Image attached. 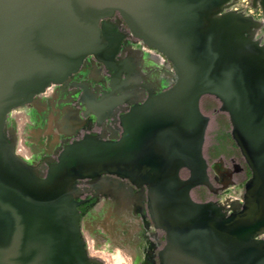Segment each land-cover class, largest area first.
<instances>
[{
	"label": "water",
	"instance_id": "95a60500",
	"mask_svg": "<svg viewBox=\"0 0 264 264\" xmlns=\"http://www.w3.org/2000/svg\"><path fill=\"white\" fill-rule=\"evenodd\" d=\"M236 1L0 0V264H104L87 247L80 205L89 199L79 187L87 179L93 196H113L106 190L117 185L100 182L104 175L145 191L152 222L166 235L161 264H264V41L256 33L264 0L251 2L261 19L232 8ZM116 13L171 63L169 86L137 88L136 63L118 59L125 34ZM91 56L110 75L100 96L87 80L73 81ZM54 85H81L84 115L99 121L129 102L122 131L72 138L79 109L51 105L55 126L65 129L62 145L41 162L19 154L11 112L42 106L40 95ZM206 95L229 115L251 170L242 200L231 205L193 195L214 187Z\"/></svg>",
	"mask_w": 264,
	"mask_h": 264
},
{
	"label": "rangeland",
	"instance_id": "374dc122",
	"mask_svg": "<svg viewBox=\"0 0 264 264\" xmlns=\"http://www.w3.org/2000/svg\"><path fill=\"white\" fill-rule=\"evenodd\" d=\"M252 0H237L232 8L242 9L244 12L254 15L256 18H262V9L252 6ZM257 36L264 41V26L256 31ZM135 43L140 46L138 49L142 50L147 45L143 44L138 38H133ZM148 48V47H147ZM152 51L144 49L141 55H145L148 62L146 64L151 74L156 71V76L161 84H168L167 68L171 67L170 62H166L165 55L150 48ZM166 65V67H165ZM156 69H154V67ZM144 66L142 67V69ZM145 69V68H144ZM146 71V72H147ZM170 84V83H169ZM49 88L45 93L40 96L42 98L49 97ZM204 113L210 116V124L206 130V142L204 146V153L206 158L211 164L210 174L213 179V164L223 159L225 162L230 163L231 158H235L238 163L245 167L244 172L236 173L234 182L230 184L229 188H219L218 190H211L206 185L198 186L194 189L193 195L198 200H223L228 192L237 198H243L245 191V182L251 174V170L247 165L240 148L236 144L231 134V122L229 115L219 109L220 101L211 95L203 97L201 102ZM36 110L35 106L27 105L14 109L9 116V123L14 126L17 134V148L23 154H29L26 158L30 161L38 162L44 155L53 154L55 148L61 144L62 136L58 128L52 122V126L58 133L57 139L50 136L46 129L49 126L47 114ZM18 113V115H17ZM46 114V115H45ZM51 126V125H50ZM27 146H26V144ZM54 155V154H53ZM211 179V181H213ZM214 186H219L215 181ZM108 197H101L94 204L85 210L82 220L83 232L86 237L87 247L91 255L101 259L104 264H120L119 259H123L124 251H130L134 254L131 257L128 254L129 261L124 259L121 264H141L143 259V245L136 242L138 235L143 232V223L139 214L135 212L124 213L122 216L115 214L114 204L111 203ZM118 216V217H117ZM116 217V218H115ZM116 219L112 222V219ZM162 239L163 233L161 232ZM132 258V259H131ZM128 262V263H127Z\"/></svg>",
	"mask_w": 264,
	"mask_h": 264
},
{
	"label": "flooded vegetation",
	"instance_id": "af4514ba",
	"mask_svg": "<svg viewBox=\"0 0 264 264\" xmlns=\"http://www.w3.org/2000/svg\"><path fill=\"white\" fill-rule=\"evenodd\" d=\"M112 20L118 24V28L122 30V32H124L125 34L122 41L121 51L118 54V59H124V58L126 59L128 57L130 58L131 56L132 61L136 63L134 68L136 71H134L133 73L135 74L138 71L140 74H142V78L139 81L135 82L138 85L137 88L139 87L144 88V90H146V92L148 93L150 89H154L156 87H159L160 85L162 86L163 84L159 82V79L156 76L157 72L153 71L151 74H149L151 68L149 69V71L146 70V68L148 69L147 65L148 64L150 65L152 63L148 62L144 54L143 55L140 54L141 51L144 49H147V51H152V50L150 48H147V46L144 47L142 50L138 49L140 45L138 43H135L136 41L134 42L133 40V38L136 37L130 34V31L126 23L123 21V19L120 17L119 14L116 13L113 16ZM143 66L145 69L144 68L142 69ZM155 67L154 69H156ZM86 68L87 69L85 71H80L75 74L73 78L74 82L83 83L87 80L89 84H92V87L88 91L90 93L98 92L99 96L104 91L109 90L111 88L109 84L110 75L108 73L107 68L103 64L98 65V61L94 56H91L89 58ZM125 75L126 74L124 73V76ZM96 85L98 86V89L95 88ZM169 85L170 84L168 83V84H164L163 86L167 87ZM51 88L52 89L50 91L49 97L42 98L40 96V99L43 103L42 106L43 105L45 106V110L42 109V106L40 107L35 106V108L36 110L42 112L43 113L42 115L46 113V110L47 111L51 110V105H55V104H57L56 105L57 107L61 106L60 107L61 112L62 110L66 111L68 107L71 108L73 107L74 109L78 108L79 109V118L77 121L79 125V129L77 131L78 135L72 136V138L81 137L86 131H90V133H94V134L105 133L107 136H110L114 132L120 133V131H122V127L120 124V116L123 112H125L127 107L130 105L129 102H123L117 105L116 108L114 109L115 110L114 113L111 116L105 118L102 121H99V118L96 114L90 113L88 115H84V110L86 107L79 97L81 96V94L84 92L85 89L81 85H75L74 87L67 86L66 88H63V86L54 85ZM54 96L55 98H57V101L55 102H53L55 99ZM60 116L62 117V114ZM52 137L54 138V136ZM61 145L62 142L58 146ZM53 154L55 155L54 152ZM25 155L28 156L29 154H25ZM45 156L46 155L41 157L40 161L38 162H41ZM212 168L214 171L212 180L217 182L219 186L217 187L214 186L211 190H218L219 188H222L225 182H227L229 179L234 180V176L236 173L245 171V167L240 163H238L234 157L231 158L230 163H227L225 162V160L221 159L218 162H215ZM229 169L234 171L232 176L229 175ZM87 181H88L87 179L79 181L81 196L85 199H89L80 205L82 212H85V210H87L89 206L94 204L101 197H107L102 193L93 196V191L88 190L90 188V185ZM99 181L104 183H114L115 185H117V187H115L114 189L113 188L107 190L105 189L106 191H110L111 193H113V196L110 195L108 196V198L112 200L111 203L114 204L115 214L122 216V214L124 213L127 212L131 213L133 211L136 214L140 215L143 223L142 226L143 232L140 234V236L139 235L137 236L139 237V239L137 238L136 242H139L143 245V259L141 261V264H161L160 251L166 243V235L163 230L155 227L154 223L152 222V217L148 209V202L147 199L144 198L145 191L138 187L135 186L133 187L126 180L119 178H112L106 175H104ZM129 201L131 202V205L133 207H128L127 205L123 206L125 202H129ZM115 218L112 219V222L116 220ZM161 232L163 233V237H164L163 239ZM128 254H130L131 257L134 256V254L130 251L128 252L124 251L123 255L124 256L126 255L127 258H129Z\"/></svg>",
	"mask_w": 264,
	"mask_h": 264
},
{
	"label": "bare ground",
	"instance_id": "6f19581e",
	"mask_svg": "<svg viewBox=\"0 0 264 264\" xmlns=\"http://www.w3.org/2000/svg\"><path fill=\"white\" fill-rule=\"evenodd\" d=\"M53 94V93H52ZM57 95V94H56ZM51 97H53V96H51ZM50 97V98H51ZM56 101H57V98H56ZM57 104H55V106H56ZM55 108V107H54ZM42 109L43 110H45V106L43 105L42 106ZM54 113V110H49V112H48V114L49 115H47V117H48V120H49V123L50 124H48L49 126L47 127V133L50 135V136H54V138L55 139H57V137H58V133H56V130H55V128L52 126V122L54 123L55 122V118H56V115L55 114H53ZM17 115H18V113H17ZM59 121H60V125H62L64 128H66V126H65V119H62V117L60 116L59 117ZM51 125V126H50ZM61 126V127H62ZM65 132V129H64V131H61V132H59V133H61V135H63V134H65L64 133ZM19 148V147H18ZM18 152H19V154H21L22 156H24V157H26V155L25 154H23L19 149H18ZM238 200V198L237 197H233V196H231L230 194H229V192H228V195L223 199V200H221V202L222 203H224V204H226V205H231V203L233 202V201H237ZM128 206V207H133L132 205H131V202L129 201V202H125L124 204H123V206ZM116 210H117V208H116ZM124 256V255H123ZM126 257L124 256V258L123 259H119V263L121 264V261L122 260H124ZM126 261H127V258L125 259ZM128 261H129V258H128ZM123 262V261H122ZM128 263V262H127Z\"/></svg>",
	"mask_w": 264,
	"mask_h": 264
},
{
	"label": "built area",
	"instance_id": "2783aa9c",
	"mask_svg": "<svg viewBox=\"0 0 264 264\" xmlns=\"http://www.w3.org/2000/svg\"><path fill=\"white\" fill-rule=\"evenodd\" d=\"M238 200H242V198H238Z\"/></svg>",
	"mask_w": 264,
	"mask_h": 264
}]
</instances>
